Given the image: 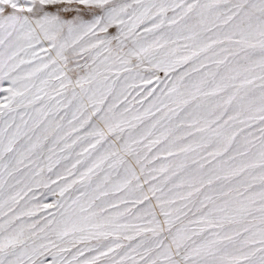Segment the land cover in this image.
<instances>
[{
    "label": "snow or ice",
    "instance_id": "obj_1",
    "mask_svg": "<svg viewBox=\"0 0 264 264\" xmlns=\"http://www.w3.org/2000/svg\"><path fill=\"white\" fill-rule=\"evenodd\" d=\"M0 264H264V0H0Z\"/></svg>",
    "mask_w": 264,
    "mask_h": 264
}]
</instances>
